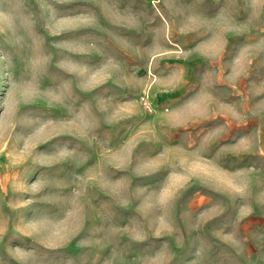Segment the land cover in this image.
I'll list each match as a JSON object with an SVG mask.
<instances>
[{
  "label": "rangeland",
  "instance_id": "1",
  "mask_svg": "<svg viewBox=\"0 0 264 264\" xmlns=\"http://www.w3.org/2000/svg\"><path fill=\"white\" fill-rule=\"evenodd\" d=\"M0 30V264H264V0H0Z\"/></svg>",
  "mask_w": 264,
  "mask_h": 264
},
{
  "label": "bare ground",
  "instance_id": "2",
  "mask_svg": "<svg viewBox=\"0 0 264 264\" xmlns=\"http://www.w3.org/2000/svg\"><path fill=\"white\" fill-rule=\"evenodd\" d=\"M3 9H4V8H3ZM5 10H6V9H5ZM2 11H3V10H2ZM2 13H3V12H2ZM7 13H8V11H7ZM6 15H7V14H6ZM5 19H6V18H5ZM11 20H13V19H11ZM6 22H7V21H6ZM1 23H2V22H1ZM13 23H14V21H13ZM8 24H9V23H8ZM14 24H15V23H14ZM12 25H13V24H12ZM20 25H21V23H20ZM9 26H10V25H9ZM15 26H16V25H15ZM11 27H12V26H10V28H11ZM19 27H20V26H19ZM19 27H18V28H19ZM8 28H9V27H8ZM14 29L16 30L15 27H14ZM14 29H13V30H14ZM19 30H20V29H19ZM21 30H22V29H21ZM0 32H1V30H0ZM12 32H13V31H12ZM16 32H17V31H16ZM16 32H15V33H16ZM3 33H4V32H2L1 34H3ZM10 33H11V32H10ZM13 34H14V33H13ZM8 37H9V36H8ZM9 38H10V37H9ZM10 41H11V40H10ZM8 48H9V47H8Z\"/></svg>",
  "mask_w": 264,
  "mask_h": 264
}]
</instances>
